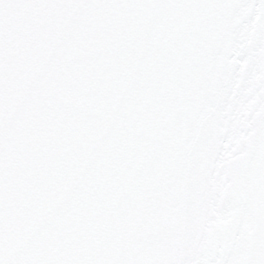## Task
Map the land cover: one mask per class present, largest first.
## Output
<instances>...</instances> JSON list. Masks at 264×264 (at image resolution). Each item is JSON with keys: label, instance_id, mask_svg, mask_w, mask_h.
I'll use <instances>...</instances> for the list:
<instances>
[{"label": "snow or ice", "instance_id": "obj_1", "mask_svg": "<svg viewBox=\"0 0 264 264\" xmlns=\"http://www.w3.org/2000/svg\"><path fill=\"white\" fill-rule=\"evenodd\" d=\"M0 264H264V0H0Z\"/></svg>", "mask_w": 264, "mask_h": 264}]
</instances>
